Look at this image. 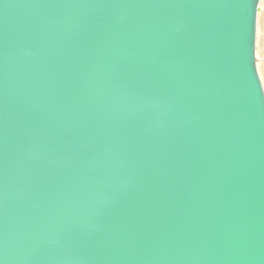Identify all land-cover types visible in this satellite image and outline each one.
<instances>
[{
    "label": "water",
    "instance_id": "water-1",
    "mask_svg": "<svg viewBox=\"0 0 264 264\" xmlns=\"http://www.w3.org/2000/svg\"><path fill=\"white\" fill-rule=\"evenodd\" d=\"M262 0H0V264H264Z\"/></svg>",
    "mask_w": 264,
    "mask_h": 264
},
{
    "label": "rangeland",
    "instance_id": "rangeland-1",
    "mask_svg": "<svg viewBox=\"0 0 264 264\" xmlns=\"http://www.w3.org/2000/svg\"><path fill=\"white\" fill-rule=\"evenodd\" d=\"M256 21V67L264 91V0L258 5Z\"/></svg>",
    "mask_w": 264,
    "mask_h": 264
}]
</instances>
